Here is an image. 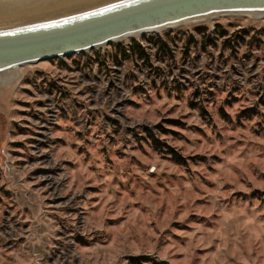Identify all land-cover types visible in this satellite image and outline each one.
Here are the masks:
<instances>
[{"label":"rangeland","instance_id":"obj_1","mask_svg":"<svg viewBox=\"0 0 264 264\" xmlns=\"http://www.w3.org/2000/svg\"><path fill=\"white\" fill-rule=\"evenodd\" d=\"M134 257L264 264V18L28 65L0 88V264Z\"/></svg>","mask_w":264,"mask_h":264},{"label":"water","instance_id":"obj_2","mask_svg":"<svg viewBox=\"0 0 264 264\" xmlns=\"http://www.w3.org/2000/svg\"><path fill=\"white\" fill-rule=\"evenodd\" d=\"M0 0V88L20 68L225 16L264 18V0ZM39 3V2H38Z\"/></svg>","mask_w":264,"mask_h":264},{"label":"bare ground","instance_id":"obj_3","mask_svg":"<svg viewBox=\"0 0 264 264\" xmlns=\"http://www.w3.org/2000/svg\"><path fill=\"white\" fill-rule=\"evenodd\" d=\"M43 1H46V0H35V1H33V2H35V3H31V2H28L27 4H25V7H30V6H26V5H39V4H42V3H45V2H43ZM39 2V3H38ZM217 19V18H216ZM210 20H212V19H209V20H205V21H203V22H206V21H210ZM164 31V30H163ZM159 32H162V31H159ZM135 37H139V36H134L133 38H135ZM127 39H130V38H127ZM127 39H125V40H127ZM122 41H124V40H122ZM19 76H20V70H19V73H18V75L16 74V76L14 77L15 79H14V81H17L18 80V78H19ZM15 83V82H14ZM13 84V83H12Z\"/></svg>","mask_w":264,"mask_h":264},{"label":"trees","instance_id":"obj_4","mask_svg":"<svg viewBox=\"0 0 264 264\" xmlns=\"http://www.w3.org/2000/svg\"><path fill=\"white\" fill-rule=\"evenodd\" d=\"M137 50L141 51L140 47H137ZM129 261L131 262V264H141V262L148 263L150 259L147 257H134L131 258Z\"/></svg>","mask_w":264,"mask_h":264}]
</instances>
